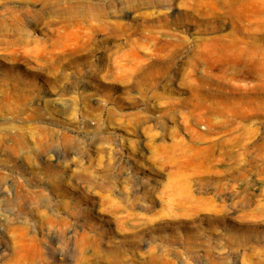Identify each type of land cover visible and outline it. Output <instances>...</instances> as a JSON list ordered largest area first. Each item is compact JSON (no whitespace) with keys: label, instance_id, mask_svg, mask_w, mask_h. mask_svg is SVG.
Here are the masks:
<instances>
[{"label":"rangeland","instance_id":"obj_1","mask_svg":"<svg viewBox=\"0 0 264 264\" xmlns=\"http://www.w3.org/2000/svg\"><path fill=\"white\" fill-rule=\"evenodd\" d=\"M75 1L0 0V264H264V65L197 57L264 19Z\"/></svg>","mask_w":264,"mask_h":264},{"label":"bare ground","instance_id":"obj_2","mask_svg":"<svg viewBox=\"0 0 264 264\" xmlns=\"http://www.w3.org/2000/svg\"><path fill=\"white\" fill-rule=\"evenodd\" d=\"M39 1L42 2L41 0ZM224 2L228 7V10L226 11L227 17L229 16V18L234 23L238 24L235 29H240L243 22H247L249 24L248 26H250V24L253 23V20L255 21V19H264V0H224ZM42 3L44 7L49 5L48 0H44V2ZM69 9V12L79 14L83 21L96 20L99 23H102L104 21V16H107V13H113L111 7L107 9L96 8L89 4H84V2L80 0H77L74 3L72 2L71 6L68 7L67 10ZM103 25H105V23L101 24V26ZM169 35L170 37L172 36V38L175 37H173L172 34ZM231 36L233 35L220 34L209 39L210 43L204 44L203 46L199 47V50L197 51L198 59L210 68L216 66L255 68L264 65V51H262L257 45L252 42H244L237 38H232ZM162 38L155 39L158 43L159 50L164 49V45L161 44V42L164 41L161 40ZM172 38H167L165 41L172 44ZM3 80L5 79L2 78L1 81Z\"/></svg>","mask_w":264,"mask_h":264}]
</instances>
